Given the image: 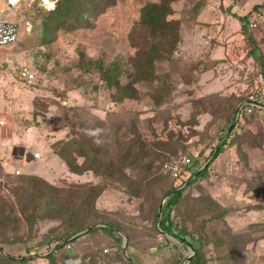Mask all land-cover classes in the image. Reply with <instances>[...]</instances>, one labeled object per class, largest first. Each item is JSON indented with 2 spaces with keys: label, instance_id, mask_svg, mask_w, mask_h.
<instances>
[{
  "label": "rangeland",
  "instance_id": "rangeland-1",
  "mask_svg": "<svg viewBox=\"0 0 264 264\" xmlns=\"http://www.w3.org/2000/svg\"><path fill=\"white\" fill-rule=\"evenodd\" d=\"M33 1L25 0L26 7ZM235 1L233 12L250 10L260 0ZM149 2L157 0H105L89 26L58 31L43 44L40 21L0 0V22L16 23L20 37L16 44L0 47V256L14 259L11 264H184L193 251L164 237L154 217L166 200L163 194L174 186L182 194L170 211L171 222L186 242L199 247L202 264H229L230 237L240 233L250 234L251 240L261 237L239 245L240 263L264 264V236L253 227L264 223V112L242 117L234 145L192 181L207 164L210 149L226 138L223 129L232 109L250 97L258 67L257 42L242 27L250 40L242 53L243 61L249 58L244 72L238 56L226 66L220 63L214 79H201L209 64L201 54L195 59L193 19L213 11L216 16L222 0H177L172 5L182 39L170 60L155 66L159 77L169 75L170 93L159 98V105L152 96L157 93L154 82L151 87L134 82L137 98L119 103L95 71L75 69L77 62H115L123 71L121 83L134 81L131 61L148 44L138 25L139 11ZM43 5L47 11L53 8ZM23 19L29 22L25 32ZM20 68L34 75L31 83L17 79ZM76 136L91 139L98 159L111 163V174L109 169H100L102 175L67 171L50 146ZM34 152L40 158L31 161ZM168 155L189 160L176 178L165 171ZM16 169L18 176L12 174ZM19 177L29 178L19 182L21 189L16 187ZM89 186L102 188L93 203ZM26 192L35 202H27ZM107 226L114 229L111 236L99 230ZM69 234L68 241H59Z\"/></svg>",
  "mask_w": 264,
  "mask_h": 264
},
{
  "label": "trees",
  "instance_id": "trees-1",
  "mask_svg": "<svg viewBox=\"0 0 264 264\" xmlns=\"http://www.w3.org/2000/svg\"><path fill=\"white\" fill-rule=\"evenodd\" d=\"M24 1L25 0H23L16 9L21 11V14H30L34 19L40 21L41 31L43 33V44H48L51 41V38L58 31L69 32L78 28L89 26L92 19L102 13L105 6V0H57L55 1L53 8L47 11L42 9V7L39 5L40 0H34L29 7H26ZM176 1L177 0H157V2L146 3L140 9L138 25L144 29L148 39V44L142 50L138 51L135 59L131 61L133 74L135 76L134 81L131 83L126 82L122 84L121 77L123 71L118 63L115 62L108 64H102L100 62H77L75 69H80L83 74H90L95 71L98 75L99 81L103 83V87L107 91L113 90V101L119 103L125 100L132 101L137 98L135 89L133 88L134 82H140L148 85L149 87H151L153 85L152 82H154L156 83L154 90H156L157 93H154L152 96H155L154 99L158 98L157 100H154V105H159V98H162L166 95L168 96L170 93V88L167 87L169 83L167 81L169 75L163 74L161 77H159L155 74V66L159 62H168L173 56V53L176 51V48L181 40L180 21L178 19L172 18L174 14L172 5ZM261 6V4L254 6L252 10H257ZM241 20L243 23L245 21V17L241 18ZM252 55L255 56L253 52ZM79 56L83 58L81 53H79ZM258 66H261L260 58L258 60ZM238 104L232 109L231 115L224 126L223 131L226 130L227 132L229 126L233 122V118L235 117L234 123L230 131L227 133L226 138L220 140L216 146L210 149L207 164L198 172L195 177L193 176L192 181L197 180L200 176H202V174L206 173L209 165L219 154L222 153L225 148H228L232 144L234 145L233 139L237 134L236 130L240 128V119L242 117L245 118L251 113L257 112L252 111L250 113H246L243 108L237 112ZM50 149L54 156L62 160L67 171L71 174L81 175L84 172L91 171L94 175H102L103 173L99 171L100 169L104 171L109 169V174L113 172V169L110 165L111 163L103 164V162L98 159L97 150L94 148L89 137L76 136L66 140L61 139L52 143ZM77 157L83 158V161L81 163H77ZM165 159H167V157H165ZM187 167L188 165L185 166V168ZM116 171L121 173L119 167H117ZM194 174L195 172L192 175ZM26 180H29V178L19 177V181L16 182V187L21 189L23 185L20 186L19 182H24ZM144 180H147V177H145ZM185 183L186 181H184L182 184ZM42 185L45 186V183L42 182ZM30 186L32 191L36 192V184L32 182ZM180 188V186L170 187L163 194V197L166 200L164 205H161L162 209H160L159 216L156 218L158 231L164 235V237H173L191 248L194 254L191 257L185 259L186 264H202L201 255L198 251L199 247H194L191 243L186 242L183 237H181L183 235L182 231L178 230L177 227L171 222L170 211L178 204L181 199L182 190ZM17 189L14 190V193H16ZM101 191L102 188L97 186L88 187V198L92 200L91 203L94 202ZM25 196L30 198L27 200V202H32V200L34 201L33 197L28 195L27 192L25 193ZM157 213L158 209L156 214ZM154 217H156V215ZM253 227H258V231L262 232L264 236V223L259 225L254 224ZM99 230L111 236V233L114 229L112 226H107L100 228ZM85 232L90 233L92 230H85ZM71 237L72 235L69 234L62 237V239H59V241L65 242ZM260 238L261 237H257L251 240L250 234L248 235L242 233L231 236L229 255L226 257L227 260H229V264H241L240 252L242 249L239 247V245L244 247L248 243L256 242ZM59 246L62 245L59 243ZM13 260L14 259L9 258L8 256H0V264H11V261Z\"/></svg>",
  "mask_w": 264,
  "mask_h": 264
},
{
  "label": "crops",
  "instance_id": "crops-1",
  "mask_svg": "<svg viewBox=\"0 0 264 264\" xmlns=\"http://www.w3.org/2000/svg\"><path fill=\"white\" fill-rule=\"evenodd\" d=\"M262 1L263 0H260L257 5H260ZM235 2V0H225L224 2L222 0V4H218L217 9L220 11H218L219 14L217 13L216 16H214L215 12L213 11V13H208L205 18L201 17L202 20L198 19L199 15L193 19L195 28L192 30L191 39L193 44L192 49L196 54L195 59H200L202 57L203 61L207 59V63L209 64V69L202 74L201 79L203 78L205 80L206 75L209 76L211 80L214 79L217 73L215 70L219 65L222 64L226 66V64H231L229 61L238 56H241V63H239L240 69L244 72L245 66L247 67L246 62L249 58L243 61L244 57L242 53H247L246 42L248 43L250 40L253 42V40L252 38L250 40L244 38L241 29V18L245 17L246 19L253 11V7L257 5H254L250 9L251 11L244 7H240L236 9V12H233L232 8L237 7ZM222 6L225 7V9H221ZM199 9V12L205 11V9ZM237 53H239V55ZM199 54L202 56L200 57ZM214 63H216L215 66L213 65ZM204 86L209 89L211 85L208 84ZM29 158L31 160L30 155Z\"/></svg>",
  "mask_w": 264,
  "mask_h": 264
},
{
  "label": "built area",
  "instance_id": "built-area-1",
  "mask_svg": "<svg viewBox=\"0 0 264 264\" xmlns=\"http://www.w3.org/2000/svg\"><path fill=\"white\" fill-rule=\"evenodd\" d=\"M22 1L23 0H4V3L8 9L15 10ZM40 2H42V5L40 3V6L43 8V4L46 2L45 0H41ZM48 4H51V7H53L54 2L52 0H47V5ZM261 5L262 6L257 10H253L242 23L245 31L250 37H252V40L255 38L254 41L257 42L256 46L261 61V66L257 67L254 75V87L250 97L237 108L238 110L243 108L246 113L252 111L264 112V0L261 2ZM22 26L24 28L23 32L28 30L29 22L27 19H23ZM19 38V27L16 23L12 21L0 22V47L16 44ZM16 77L24 83H31L34 80V75L26 68L18 69ZM3 127L4 120L0 117V131ZM30 157L31 160H36L40 157V153L34 152ZM188 163L189 160L186 156H167L164 168L168 175L172 178H176ZM19 173L20 172L17 169L12 172L14 176L19 175ZM66 248L68 249V246H66ZM72 261L76 262V259H73Z\"/></svg>",
  "mask_w": 264,
  "mask_h": 264
},
{
  "label": "water",
  "instance_id": "water-1",
  "mask_svg": "<svg viewBox=\"0 0 264 264\" xmlns=\"http://www.w3.org/2000/svg\"><path fill=\"white\" fill-rule=\"evenodd\" d=\"M238 111H239V110L237 109V112H238ZM234 120H235V117L233 118V122H232V124L229 126V128H228V130H227V133L230 131V129H231L233 123H234ZM160 209H161V204H160L159 207H158V213L156 214V218H158V216H159V211H160Z\"/></svg>",
  "mask_w": 264,
  "mask_h": 264
},
{
  "label": "snow or ice",
  "instance_id": "snow-or-ice-1",
  "mask_svg": "<svg viewBox=\"0 0 264 264\" xmlns=\"http://www.w3.org/2000/svg\"><path fill=\"white\" fill-rule=\"evenodd\" d=\"M45 2L47 3V0H45Z\"/></svg>",
  "mask_w": 264,
  "mask_h": 264
}]
</instances>
